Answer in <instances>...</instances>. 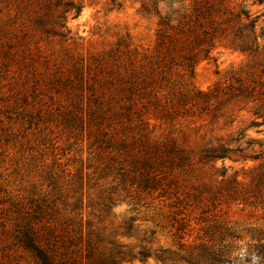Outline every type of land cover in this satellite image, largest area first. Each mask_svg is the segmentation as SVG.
I'll return each instance as SVG.
<instances>
[{
    "label": "trees",
    "instance_id": "16d2710c",
    "mask_svg": "<svg viewBox=\"0 0 264 264\" xmlns=\"http://www.w3.org/2000/svg\"><path fill=\"white\" fill-rule=\"evenodd\" d=\"M29 1L19 0L17 10L23 35L33 24L35 30L65 38L69 17L82 9L79 0ZM117 1L110 0L113 5ZM140 2L144 14L150 4L180 5L160 17L153 52H140L119 39L101 52L65 54L68 62L53 64L45 73L34 67L27 74L31 77H24L32 99L40 104L47 97L40 108L55 110L66 117L69 130L86 136L82 142L88 164L74 173L60 171L68 187L65 197L13 204L0 217V264H227L231 259L233 246L228 243L191 250L184 241L191 222L185 211L201 209V214L212 215L223 201L254 204L255 191L264 192L255 184L246 190L237 181H227L224 188L218 181H202L206 167L221 163L224 168L242 153L232 144L243 133L224 141L215 133L220 121L232 124L227 119L235 108L254 104L260 121L251 126H264V67L245 65L228 84L207 91L197 89L192 79L196 64L208 59L217 45L255 58H264V45L247 12L236 10V0ZM61 176L53 173L49 181L57 185ZM146 199L172 210L169 217L179 223L173 236L180 248L190 249L189 259L152 249L156 231L144 226L147 221L114 211L125 205L138 212ZM212 227L222 242L237 238L217 223Z\"/></svg>",
    "mask_w": 264,
    "mask_h": 264
},
{
    "label": "rangeland",
    "instance_id": "374dc122",
    "mask_svg": "<svg viewBox=\"0 0 264 264\" xmlns=\"http://www.w3.org/2000/svg\"><path fill=\"white\" fill-rule=\"evenodd\" d=\"M79 3L82 6L79 15L69 17V34L61 38L41 29L35 30L33 24L30 30L28 28V35H23L17 15L19 0H0V217L9 213L13 204L35 203L42 199L50 202L65 197L68 187L60 171L67 168L74 173L80 165L88 164L86 141L82 142L86 136L83 132L69 130L66 117L55 110L46 113L45 106L40 108L42 102H48L47 97H41L40 104L39 99H32L30 84L24 86V77H31L27 74L34 67L45 73L53 64L60 66L68 62L65 54L101 52L113 47L119 39L129 41L140 52H153L160 17L180 7L177 3L159 2L150 4L149 13L144 14L140 11V0H121L117 5L110 0H79ZM236 5L237 11H246L254 21L259 44L264 45V2L236 0ZM245 65L262 69L264 58L217 45L208 59L196 64L192 84L201 91L218 83L228 84ZM240 107L241 110L235 108V113H230L227 119V122H234L224 125L226 123L220 121L215 133L224 141L243 133L237 144H232L240 147L242 153L234 155L233 161H226L224 168L221 163L214 169L206 167L202 181H218L217 186L222 188L228 186L227 181H237L246 190L254 184L255 189L262 190L264 126H251L260 121L254 116V104ZM53 173L61 176L56 179L57 185L49 181ZM222 175H225L223 182ZM253 177L255 181L251 184ZM191 181L196 182L195 179ZM224 202L217 208L220 210L212 214L215 217L210 213L201 214V209L184 210L191 219L190 226L183 232L184 241L194 252L201 245L219 247L228 243L233 247L227 264H264V192L257 195L255 191L254 204L240 200ZM140 205L139 213L130 211L131 207L125 205L114 211L122 217L146 220L144 226L156 231L152 249L173 251L174 259H189L186 253L190 249L180 248L178 239L173 236L179 223L172 220L173 215L169 217L172 210L169 211L166 204L152 203L149 199ZM216 223L237 238L222 242L218 229L212 227ZM190 229L193 230L189 232ZM211 235L214 238L208 242ZM1 238L4 239L0 235ZM145 264L160 263L148 260Z\"/></svg>",
    "mask_w": 264,
    "mask_h": 264
}]
</instances>
